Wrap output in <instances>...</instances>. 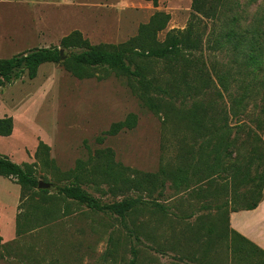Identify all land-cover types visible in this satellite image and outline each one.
Instances as JSON below:
<instances>
[{
	"label": "rangeland",
	"instance_id": "374dc122",
	"mask_svg": "<svg viewBox=\"0 0 264 264\" xmlns=\"http://www.w3.org/2000/svg\"><path fill=\"white\" fill-rule=\"evenodd\" d=\"M165 16L168 21L160 30L158 22ZM263 19L264 0H158L156 5L146 0H0V60L57 47L64 62L68 52L60 48V41L73 33L95 48L125 46L138 52L142 28L150 42L159 43L175 31L189 33L180 61L152 64V71L182 76L186 70L184 81L200 88L191 98L185 91L170 93L173 110L165 123L164 115L142 106L129 78L108 70L91 69L80 79L61 63L46 64L34 80L23 75L0 88V119L13 123L12 134L0 137V156L31 171L38 181V188L27 190L12 178L0 177V264H130L131 248L139 252L137 264H203L202 247L194 242L203 245L204 229L219 230L222 222L213 210L200 211L206 202L189 199L185 189L176 190L172 181L163 179L162 188L155 187L151 198H145L144 209L131 214L125 226L115 217L64 199L57 189L79 177L81 188L101 203L120 201L115 185L94 173L104 165L101 157L95 159L96 152H111L113 163L128 171L130 180L133 172L159 176L162 168H175L182 161L178 147L186 124L181 118L190 109L194 118H204L203 124L224 115L231 128L226 139L230 149L222 160L227 171L217 184H223L233 163L245 171L253 155L264 153L263 146L255 151L247 137L255 127L258 105L249 104L244 111L240 106L238 117L232 119V99L243 94L242 79L233 81L231 70L228 94L216 76L235 67L236 55L225 43L228 31L263 30ZM130 115L136 119L133 129L106 135ZM198 121L194 120L195 126ZM185 138L186 145H194L196 159L204 139ZM261 139L264 142V135ZM255 173H264V155L251 169V177ZM202 189L201 196L211 190L207 185ZM248 189L237 188L240 194ZM139 195L128 194L133 199ZM151 200L167 212H155ZM190 212L194 217L185 220ZM223 246L207 256L209 264L215 260L229 264Z\"/></svg>",
	"mask_w": 264,
	"mask_h": 264
},
{
	"label": "trees",
	"instance_id": "16d2710c",
	"mask_svg": "<svg viewBox=\"0 0 264 264\" xmlns=\"http://www.w3.org/2000/svg\"><path fill=\"white\" fill-rule=\"evenodd\" d=\"M146 1L156 5L158 0ZM167 21L168 17L165 16L158 22L160 30L164 29ZM262 27L263 30L256 31L252 27L251 30H245L241 34L234 30L228 31L225 35V43L236 55L235 67L224 70L216 76L220 89L228 94L231 91L228 84L231 70L234 69L235 72L231 76L233 81L239 83L236 80L238 76L242 79L240 84L244 85L243 94L238 99H232L234 105L231 112L232 119L238 117L240 106V110L244 111L249 104L256 103L258 105L259 112L254 122L255 127L247 133L255 151L259 146L264 147V142L261 139V136L264 135V19ZM188 36L189 33L173 31L167 33L161 43L154 40L150 42L142 28L138 38L141 47L138 52H135L133 48L125 46L112 50L95 48L83 40L80 34L73 33L60 41V48L68 52V58L64 62H61L62 54L57 47L35 48L10 59L0 60V88L12 85L23 75H26L29 80H34L39 68L46 64L61 63L80 79L86 77V72L91 69L108 70L129 78L134 84L133 88L138 94L142 106L153 114L164 115L165 123L169 119L168 114L173 110L170 93L176 95L185 91L191 98L199 93L200 88L192 87L189 80L184 81V78L187 77L186 70L182 72V76L174 72L162 75L152 71V64L179 62L183 46L188 43ZM189 45L186 44V47L190 48ZM217 45H219V40ZM219 47L222 48L220 45ZM237 90L238 88L234 89V91ZM203 119L201 117L194 118L193 109H190L183 119L181 118V121L183 120V123L186 124L182 128L184 136H182L178 147L179 158L182 161L173 169L162 168L159 172L161 182L158 181L157 174L142 175L136 172H133L134 179L130 180L127 177L128 171L113 163V154L103 151L95 153V159L101 157L104 165L94 173L101 177L103 182L115 185V191H118L122 198L120 201L101 203L81 188L79 177L74 182L58 188L57 195L90 211L115 217L125 226L131 214L144 209L147 205L145 198H151L155 187L162 188L163 179L170 180L176 190L183 187L185 189L183 193H188L189 199L197 198L203 200V203L206 202L200 206L199 210L206 212L213 210L218 215V221L222 222V228L219 230L212 226L204 229L207 241L203 245L194 242L198 248L202 247L201 262L203 264H209L207 256L222 245H225L223 247L229 253V264H264V251L231 229L229 225L231 214L254 211L264 199V173L260 175L255 173L254 177L250 175L251 169L262 162L264 153L253 155L247 162L245 171L233 163L229 166L230 173L222 179L223 184H217L220 175L227 171L222 166V160L223 154L230 149V144L226 142V139L231 135V128L226 124L224 115H221L218 120H210L212 124H203L201 121ZM194 120H200L197 126L194 125ZM221 121L222 125L219 124ZM135 125V117L127 116L123 122L111 126L106 135L115 136L121 131L133 129ZM12 130L13 123L10 118L0 119V137H9ZM186 136H189L192 142L196 138L204 139L198 146L196 159H194V145H186ZM87 175L84 176V180L88 179ZM0 177L14 179L21 189L34 190L38 188V181L31 171L22 169L3 156H0ZM204 185H207L211 190L201 196L200 191H203ZM228 186L231 189H228ZM242 186L249 187V189L240 194L237 188ZM130 192L140 195L133 199L128 196ZM42 193L46 194L47 192L42 191ZM158 195L160 196L161 192ZM219 198H222L221 202L217 201ZM152 204L155 212L160 214L167 212V209L160 204L154 201ZM193 217V212L183 216L185 220ZM1 244L2 238L0 237V247ZM152 251L161 253L160 250ZM130 254L132 257L130 264H137L139 254L137 249L131 248ZM174 260L177 261L176 258ZM212 262L219 264L217 260Z\"/></svg>",
	"mask_w": 264,
	"mask_h": 264
},
{
	"label": "crops",
	"instance_id": "0c3cea01",
	"mask_svg": "<svg viewBox=\"0 0 264 264\" xmlns=\"http://www.w3.org/2000/svg\"><path fill=\"white\" fill-rule=\"evenodd\" d=\"M230 227L264 251V199L254 211L231 214Z\"/></svg>",
	"mask_w": 264,
	"mask_h": 264
},
{
	"label": "water",
	"instance_id": "95a60500",
	"mask_svg": "<svg viewBox=\"0 0 264 264\" xmlns=\"http://www.w3.org/2000/svg\"><path fill=\"white\" fill-rule=\"evenodd\" d=\"M39 187H40V184H39Z\"/></svg>",
	"mask_w": 264,
	"mask_h": 264
}]
</instances>
